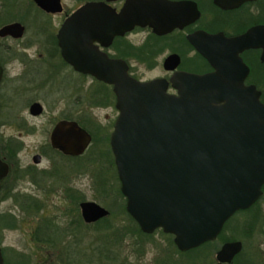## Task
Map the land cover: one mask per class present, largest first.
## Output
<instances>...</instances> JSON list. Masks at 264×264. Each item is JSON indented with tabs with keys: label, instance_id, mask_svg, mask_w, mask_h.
Segmentation results:
<instances>
[{
	"label": "flooded vegetation",
	"instance_id": "af4514ba",
	"mask_svg": "<svg viewBox=\"0 0 264 264\" xmlns=\"http://www.w3.org/2000/svg\"><path fill=\"white\" fill-rule=\"evenodd\" d=\"M100 1L118 12L126 0H42L45 7L35 0H0V160L6 165L0 177V218H30L29 234L31 239L40 237V249L50 250L53 244L71 245L68 248L74 256L85 229L109 220V214L95 221H86L81 214V203L94 201L79 195L78 190L79 175L88 173L92 162L90 157H84L95 136L87 126L95 122V110L110 109L104 117L106 125H96L106 130L107 150H101L103 158L109 159L105 172L108 174L111 166L118 179L109 140L119 111L112 84L79 70L78 62L75 65L64 59L58 33L64 20L79 7ZM156 3L157 11L166 13L169 30L160 32L135 25L105 44L95 41L98 51L108 59L125 63L128 74L136 80L165 79L169 94L178 93L170 78L179 72H218L224 83H231L246 70L243 84L254 87L264 103V0ZM244 34H248L246 47L239 50L240 46L230 39ZM80 54L84 60L91 57L88 50L80 53L76 48L74 56L78 59ZM169 57L175 58L171 60V64H176L172 69L165 65ZM237 58L243 63L242 68ZM141 65L150 71L160 66V72L144 76L139 72ZM61 122L76 124L90 135L82 152L64 151L57 145L56 140L62 135L53 133ZM64 133L73 137V130L66 129ZM82 157L87 161L80 169ZM261 190L251 206L235 211L225 220L215 239L196 247L181 250L173 234L161 227L144 232L134 218H129L134 226L132 232L126 231L125 221L119 225L121 243L128 236L131 238L127 244H132V252L135 250L134 264H264V183ZM54 200L63 209L62 215H43L46 202ZM3 205L6 209L1 208ZM239 213L249 217L233 218ZM53 218L67 219L60 225ZM157 235L160 237L155 238ZM62 236L67 237L61 240ZM232 241L241 243L240 251L229 262L220 261L218 251ZM149 245L153 249L150 256ZM0 248L4 262L13 264L1 244ZM107 251L108 264H133L130 256L121 255L120 248ZM71 264H75L74 260Z\"/></svg>",
	"mask_w": 264,
	"mask_h": 264
},
{
	"label": "water",
	"instance_id": "95a60500",
	"mask_svg": "<svg viewBox=\"0 0 264 264\" xmlns=\"http://www.w3.org/2000/svg\"><path fill=\"white\" fill-rule=\"evenodd\" d=\"M35 1L45 7L42 0ZM156 5V0H126L116 12L103 1L87 2L64 20L58 38L67 62H78L79 70L113 86L119 114L109 142L126 211L142 231L161 227L186 250L215 239L227 218L262 194L264 103L254 87L243 84L246 70L231 83H224L218 72H179L170 78L178 93L169 94L165 79L136 80L125 63L98 51L95 41L105 44L135 25L169 30L166 13ZM247 36L230 40L241 50ZM76 48L88 50L89 60L83 54L77 59ZM173 58L165 61L168 69L176 66ZM66 129L73 130L72 138ZM53 134L62 135L56 140L60 148L78 153L91 139L67 122ZM5 171L0 160V177ZM80 206L86 221L109 214L94 201ZM240 249L239 241L227 242L217 258L229 262ZM0 264H7L1 248Z\"/></svg>",
	"mask_w": 264,
	"mask_h": 264
},
{
	"label": "rangeland",
	"instance_id": "374dc122",
	"mask_svg": "<svg viewBox=\"0 0 264 264\" xmlns=\"http://www.w3.org/2000/svg\"><path fill=\"white\" fill-rule=\"evenodd\" d=\"M70 2V0H67ZM145 34V33H143ZM139 37V36H138ZM139 72L144 74V76H149L152 73H159L160 66H157L152 71L148 70L144 65L140 66ZM96 120L95 122H90L88 128L94 133V140L90 145L88 151L85 154V158H91L90 166L88 168V173L84 171L80 173L78 178V190L79 195L84 196L85 199L94 200L106 207L109 210V220H103L105 222H97L90 226L88 230L85 229V234L81 235L79 238V244L75 256L74 253H70L71 245L64 247L58 245H51L47 249H40V237L35 235L33 239L29 234L30 228V218H15L13 219V225L7 226V223L0 218V244L6 251V258L10 263L13 264H43V262H49L53 264H71L74 260L75 264H108L107 259V249L108 248H120L121 255L127 254L131 258V262L136 263L137 259L134 254L135 250L132 252V249L127 244L131 240L128 236L124 242L121 243L120 234L118 231L120 229L119 225L121 222L125 221V229L127 232L134 231V226L131 223L129 218H124L125 215L120 213L121 206L124 203V196L119 190V181L112 167L108 169V174L105 172L106 166H109V159L103 158L101 155V150H107V138L106 130L103 126H97L96 122H99L100 125H106L104 119L105 115L108 114L110 109L105 110H95ZM100 120V121H97ZM97 140H99L97 142ZM94 157V158H93ZM85 158L79 160V167L84 168V163L87 161ZM93 158V159H92ZM93 163V164H92ZM122 195V197H121ZM46 210L43 213L49 215H58L61 216L62 209L59 205L58 200H54V203L46 202ZM2 209H6V206L3 205ZM10 209L14 210L17 214L19 212L17 209L9 206ZM63 211V209H62ZM47 212V213H46ZM65 215V214H64ZM63 215V216H64ZM249 216L246 213H239L233 218H248ZM60 225H63L67 218H53ZM109 225V226H108ZM92 227V228H91ZM57 235H61V231L57 232ZM33 237V236H32ZM67 236H62L61 240ZM160 237L157 235L155 238ZM58 241L59 238L55 239ZM60 242V241H59ZM64 242V240H63ZM47 250V251H46ZM118 250V249H116ZM153 251L152 247L148 246V256L151 255ZM47 252V253H46ZM74 257V259H73ZM196 259H191V262ZM111 264H119L118 261H111ZM178 264V262H174ZM195 264V263H192Z\"/></svg>",
	"mask_w": 264,
	"mask_h": 264
},
{
	"label": "trees",
	"instance_id": "16d2710c",
	"mask_svg": "<svg viewBox=\"0 0 264 264\" xmlns=\"http://www.w3.org/2000/svg\"><path fill=\"white\" fill-rule=\"evenodd\" d=\"M97 142H98V140H97ZM111 162H112V164H113V161H111ZM119 191H120V190H118V193H119ZM119 194H120V193H119ZM121 197H122V195H121ZM120 213H122V214L125 215L124 218H132V217L128 214V212L126 211V209H125V198H124V203H123L122 206H121ZM106 218H110V216H108V217H106ZM2 219H4L3 221L7 223V226H11V225H13V224H12V223H13V219H11V218H2ZM15 264H16V263H15Z\"/></svg>",
	"mask_w": 264,
	"mask_h": 264
}]
</instances>
